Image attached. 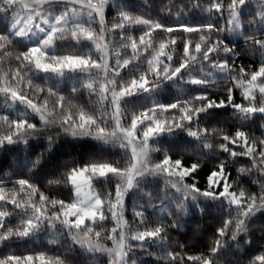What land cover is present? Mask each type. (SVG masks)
<instances>
[{
  "label": "snow or ice",
  "instance_id": "obj_1",
  "mask_svg": "<svg viewBox=\"0 0 264 264\" xmlns=\"http://www.w3.org/2000/svg\"><path fill=\"white\" fill-rule=\"evenodd\" d=\"M0 264H264V0H0Z\"/></svg>",
  "mask_w": 264,
  "mask_h": 264
},
{
  "label": "trees",
  "instance_id": "obj_2",
  "mask_svg": "<svg viewBox=\"0 0 264 264\" xmlns=\"http://www.w3.org/2000/svg\"><path fill=\"white\" fill-rule=\"evenodd\" d=\"M11 155L8 157L0 156V166L7 168L8 164L11 163Z\"/></svg>",
  "mask_w": 264,
  "mask_h": 264
}]
</instances>
